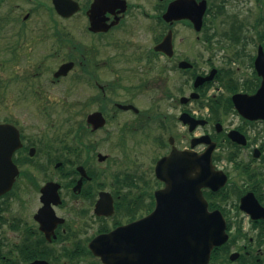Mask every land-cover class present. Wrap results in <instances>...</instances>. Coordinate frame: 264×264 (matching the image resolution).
<instances>
[{"label":"flooded vegetation","instance_id":"1","mask_svg":"<svg viewBox=\"0 0 264 264\" xmlns=\"http://www.w3.org/2000/svg\"><path fill=\"white\" fill-rule=\"evenodd\" d=\"M171 1L150 4L143 0L139 4L118 0L102 15L103 23L96 26L100 30L93 28L88 16L92 0L78 1L81 31L84 36L92 35L93 44L90 48L83 44L72 48L75 56L64 54L51 74V82L60 83L79 67L81 83L97 91L92 100L98 102V108L87 114L81 111L79 126L47 128L44 135L42 129L8 119L1 108L0 150L13 149L10 160L17 175L11 187L0 193V264H104L90 247L111 232L149 218L157 206L158 223L149 220L142 230L130 229L115 242L128 239V253L145 257L147 264L149 258L166 261V225L160 216L166 212V200H161L160 192L167 188V177L179 169L176 161L166 167H160L159 162L172 151H185L191 158L192 154H208L211 173L207 179L220 185L202 188L208 213L220 214L225 223V239L210 251L209 264H264V118L251 119L231 110L229 103L235 92L229 100L226 95L207 96L206 101L215 102L213 108L193 113L200 108L198 101L208 87V82H203L196 92L194 83L214 68L213 57L204 60L209 68L204 72L205 68L196 70V63L177 51L176 25L196 31L186 20L165 21L163 16ZM226 4L225 0L212 4L214 13ZM41 10L50 14L42 19L44 31L54 32H38L40 28L33 20ZM77 14H58L52 0H0V66L13 71L0 74L1 105L8 99L47 101L43 88L34 89L24 77L25 85L21 86L17 70L23 36L30 29L32 36L51 37L56 40L52 44L56 50L64 52L63 45L72 41L69 37L65 40L68 35L59 33L57 24ZM140 24L146 25L141 29ZM169 30L171 57L156 48ZM215 35L207 33V38ZM182 61L191 64L186 71L179 68ZM68 63L72 67L67 73L56 77ZM251 63L253 68V58ZM170 73L176 78L166 87ZM35 77L37 74L29 76ZM218 79L224 83L226 75L220 73ZM246 80V90L239 93L251 96L260 79L252 69ZM27 90L31 97L25 96ZM194 92L197 96L193 98ZM93 114L103 119L102 124L96 122V128L89 122ZM183 114L187 115L186 125L181 122ZM195 121H203V125ZM106 130L115 134L112 149H120V157L99 152L94 136ZM1 153L0 167L5 158ZM190 161L180 169L184 176ZM111 163L119 169L107 175L100 164ZM181 229L182 225L179 232ZM176 242L181 243V239ZM107 245L109 242L101 241L99 250Z\"/></svg>","mask_w":264,"mask_h":264},{"label":"rangeland","instance_id":"2","mask_svg":"<svg viewBox=\"0 0 264 264\" xmlns=\"http://www.w3.org/2000/svg\"><path fill=\"white\" fill-rule=\"evenodd\" d=\"M132 1H137V3L141 4L143 0ZM144 1L150 2V4L155 2V0ZM207 1H212L214 5L219 2V0ZM257 4H260V6ZM224 6V9L222 8V10L218 11L219 13H214L216 9L212 6L213 11L211 10L212 12H210L208 16V21H211L212 27H218L219 29L216 37L205 41L203 38L205 34L203 30L200 33H196L186 28L185 25L179 24L173 29L176 42H178L176 48L179 53L186 54L196 63V70L205 68L206 70L204 72L209 70L204 60L213 57V59H211L213 67L218 70H230L232 72V79L239 86H242L244 81L251 76L253 69L251 65L252 57L255 56L257 46L261 43L258 33L262 31L264 22V0H229ZM47 15L50 14L46 12L42 13V10L36 13L37 20L33 21L37 28H40L38 32L40 30L43 32L55 31H44L45 26L42 23L44 22L42 19ZM233 19H237V24H241L237 32H232L229 26L231 23L230 21ZM140 25L142 29V26L146 24ZM207 25L210 26V22H207ZM57 27L59 33L68 35L65 40L69 37L72 41L69 44L63 45L65 51L61 52L56 50L55 46L52 45L53 42L56 41L53 40V38L45 37V39H40L38 35L36 37L32 36L29 29L28 33L24 35L22 39L20 64L19 70H17L19 74L21 73V86L24 87L25 85L22 83V78L24 77V80L31 82L34 89H36V87H38L39 90L43 88L45 92L43 96L47 98V101L40 102L38 100V102H30L26 100L22 102H13L8 99L4 105L0 104V115L2 108L8 119L17 120L22 125L25 124L26 126L30 125L42 129L40 133H44V135L46 133L45 129L47 130V128L66 130L70 126H79L82 118L81 111L87 114L88 112L96 110L99 106L97 101L92 100L97 94V91L91 88L87 83H81L79 67H75V70L69 73L60 83L51 82V74L60 63V60H62L61 57H63L64 54L75 56L76 53L73 54L70 51L72 48H79L82 44L90 48L93 44L92 35L84 36V33L81 31V14H77L67 21H60ZM209 30L211 31L212 29ZM220 31L224 34L220 35ZM226 32H228L229 35ZM234 33H237L236 37ZM196 36L199 38L196 39ZM148 38L150 39L151 37L147 36V39ZM136 39L137 37L134 36L133 40ZM181 39L185 40L182 42V45L179 43ZM207 48H209V50H207ZM59 54L61 56H59ZM209 54L211 55L209 56ZM45 55L49 58L46 59ZM229 57L232 59L230 62L227 60ZM1 73L7 75L13 73V71H10V68H1L0 66V74ZM34 74H37V77H35L36 79L29 78V76H33ZM175 78V74H167L166 87H171L172 81H174ZM8 91H10V89ZM24 91H26V89ZM212 95L220 97L222 95L229 96L230 93L223 87V83L221 82L218 85L208 86L206 96L210 97ZM25 96H32L30 90H27ZM141 100L142 99L137 100L136 103L140 104ZM111 128L112 127H109L110 130ZM50 131L53 134L63 133ZM109 133L110 132L106 130L94 136V139L98 140L100 144L99 152L107 155L111 153L114 157H120V149H116V152L112 149V142L115 134ZM108 134L109 136H107ZM106 137H109V139L105 140ZM100 167L107 172V175H111L112 172L115 173L119 169V167L113 166L112 163L110 165L100 164Z\"/></svg>","mask_w":264,"mask_h":264},{"label":"water","instance_id":"3","mask_svg":"<svg viewBox=\"0 0 264 264\" xmlns=\"http://www.w3.org/2000/svg\"><path fill=\"white\" fill-rule=\"evenodd\" d=\"M117 1L92 0L88 16L94 29L100 30L96 26L103 23L104 19L102 15L115 6ZM52 2L57 13L64 17L73 15L80 8L74 0H52ZM205 10V0L200 2H196L195 0H174L168 4L163 18L169 23L182 19L189 20L194 28L199 31ZM171 47V32H169L157 48L171 56ZM71 67L72 63L63 65L59 72L56 73V77L66 74ZM255 68L258 75L262 78L261 86L255 95L251 97L247 95H235L233 97L237 110L250 116L251 119L264 118V54L261 47L258 49L255 59ZM210 77H212V74L204 80ZM89 122L96 128L98 126L96 122L102 124L103 119L100 114H93L89 117ZM12 151V148L0 150L1 155H5L4 165L0 167V193L7 191L11 187L17 175V170L10 160ZM189 160H191L189 162L190 167L187 175L184 176L180 169H183L186 161ZM175 161L178 162L176 167L179 171H175L171 176L167 177L170 180L167 181V188L160 192L161 200H166V212L160 216L162 223L166 225L165 248L167 250V258L166 261L162 262H158V259L149 258L150 264H208L212 248L221 244L225 239V223L220 214L208 213L207 204L202 196L201 189L203 187H214V184L215 187L220 185L207 179L209 173H211L208 154L206 156L203 153L198 157L192 154L191 158L185 151H172L159 164L160 167H166L167 165H173ZM158 217L157 206V209L149 218H144L129 226L111 232L106 238L98 239L95 246L90 247V249L96 256L101 258L104 264H147L145 257H136V253L133 255L130 252L128 253V239L124 238L119 243L115 242V239L122 233H128L130 229L138 228L142 230L143 224L149 220L151 223H158ZM180 225H182L181 232L178 230ZM169 227H176V230H171ZM176 232L180 236L176 237ZM178 238L181 239V243H174ZM101 241L109 242V245L99 250L98 244ZM110 242L112 245H110Z\"/></svg>","mask_w":264,"mask_h":264},{"label":"trees","instance_id":"4","mask_svg":"<svg viewBox=\"0 0 264 264\" xmlns=\"http://www.w3.org/2000/svg\"><path fill=\"white\" fill-rule=\"evenodd\" d=\"M237 20H233V21H231V23H230V25L229 26H231V30H234V29H236V28H238V27H240L241 26V24H237V22H236ZM223 23V22H222ZM217 32H218V30H217ZM263 32H264V25H263ZM228 35H229V33L228 32H226ZM224 33L222 32V31H220V35H223Z\"/></svg>","mask_w":264,"mask_h":264}]
</instances>
